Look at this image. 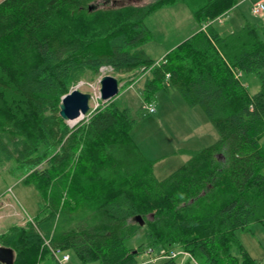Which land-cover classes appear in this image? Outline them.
Listing matches in <instances>:
<instances>
[{
    "label": "trees",
    "instance_id": "obj_1",
    "mask_svg": "<svg viewBox=\"0 0 264 264\" xmlns=\"http://www.w3.org/2000/svg\"><path fill=\"white\" fill-rule=\"evenodd\" d=\"M95 1L0 3V174H20L41 200L38 217L0 234L10 264H62L55 252L68 251L83 264H137L164 248L185 254L182 264H258L236 234L264 226V25L221 35L215 24L243 0H174L197 26L154 61L143 50L145 21L172 0L125 7L108 15L112 23L94 16ZM101 67L142 75L144 103L165 81L203 111L217 140L158 179L129 136L130 108L118 100L100 101L68 126L62 97ZM243 74L256 76L257 93Z\"/></svg>",
    "mask_w": 264,
    "mask_h": 264
},
{
    "label": "rangeland",
    "instance_id": "obj_2",
    "mask_svg": "<svg viewBox=\"0 0 264 264\" xmlns=\"http://www.w3.org/2000/svg\"><path fill=\"white\" fill-rule=\"evenodd\" d=\"M2 1L4 0H0V3ZM159 1L161 0H97L93 3V12L97 18L106 19L111 13L125 7L146 6ZM257 4L264 6V0L241 1L226 14V20L220 19L218 21L220 24H215V28L221 35H226L238 30L245 23L261 27L264 25V12L255 16L251 11ZM108 18V23H112V18L109 16ZM145 24L150 37L143 50L154 61H159L167 50L186 39L193 32V27L197 26L188 8L180 1L174 0L147 18ZM78 26L82 28L81 24ZM97 35L103 36L102 33ZM105 75L112 76L118 81L119 93L111 100L116 99L121 106L126 105L130 108L131 117L136 123L130 129L129 136L144 157L154 162L153 173L156 178L167 177L184 164L191 153L208 147L217 140V133L203 111L199 107L189 108L179 93L165 81L162 82L153 100L144 103L141 99L142 75L118 76L108 67L99 68L96 74L91 72L81 74L69 85V92L77 90L90 95L91 100L89 112L84 117L67 123L68 126L72 127L83 119L87 120L90 113L99 106L101 101L99 81ZM241 80L251 94L259 91V82L254 74H243ZM149 103L154 106V113H148L145 109ZM141 106L143 109H140ZM22 180L20 174L12 176L6 171L0 174V202L10 203L5 206L0 204V234L11 225H26L40 214L41 200L38 192L32 185ZM9 188L11 196H5ZM236 235L249 256L258 264H264V226L253 224L248 231L237 232ZM139 237L141 238L140 234L129 240L126 245L137 247L140 242ZM174 251L177 255L175 258L177 264L187 260L186 255L179 249L175 248ZM6 252L8 257L12 258V251L8 249ZM231 253L240 257L235 247L231 249ZM67 254L70 260L62 264H83L73 252L68 251ZM8 257L2 260L3 264L9 263ZM164 260L166 259L159 255V250L154 249L141 254L137 264H160Z\"/></svg>",
    "mask_w": 264,
    "mask_h": 264
},
{
    "label": "water",
    "instance_id": "obj_3",
    "mask_svg": "<svg viewBox=\"0 0 264 264\" xmlns=\"http://www.w3.org/2000/svg\"><path fill=\"white\" fill-rule=\"evenodd\" d=\"M100 90L99 96L102 102H107L114 97H116L119 93L118 81L112 76L105 75L100 81ZM91 100V96L88 94L81 93L77 90H73L69 92L67 95L63 96L61 102L59 104V116L60 118L66 122H73L79 119L80 117H84L89 112V102ZM0 204H2L0 202ZM8 249L0 247V262L3 259L8 257L7 251ZM9 263H11L12 258ZM7 258V259H8Z\"/></svg>",
    "mask_w": 264,
    "mask_h": 264
},
{
    "label": "built area",
    "instance_id": "obj_4",
    "mask_svg": "<svg viewBox=\"0 0 264 264\" xmlns=\"http://www.w3.org/2000/svg\"><path fill=\"white\" fill-rule=\"evenodd\" d=\"M251 11H252V14L255 16L260 15L261 13L264 12V6L262 4H257V5L252 7ZM145 109L147 110L148 113H154L155 112V108L152 104H148L145 107ZM4 195L5 196H11V189L9 188ZM2 204H4V206H5L6 204H10V203H2ZM55 255H57L59 257L61 263H65L69 260L68 254H63L61 252H55ZM159 255L162 257H165V259H175L177 257L174 250L165 249V248L159 250Z\"/></svg>",
    "mask_w": 264,
    "mask_h": 264
},
{
    "label": "crops",
    "instance_id": "obj_5",
    "mask_svg": "<svg viewBox=\"0 0 264 264\" xmlns=\"http://www.w3.org/2000/svg\"><path fill=\"white\" fill-rule=\"evenodd\" d=\"M69 260H70V258H69ZM69 260H68V261H69ZM68 261H67V262H68Z\"/></svg>",
    "mask_w": 264,
    "mask_h": 264
}]
</instances>
